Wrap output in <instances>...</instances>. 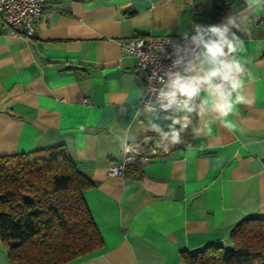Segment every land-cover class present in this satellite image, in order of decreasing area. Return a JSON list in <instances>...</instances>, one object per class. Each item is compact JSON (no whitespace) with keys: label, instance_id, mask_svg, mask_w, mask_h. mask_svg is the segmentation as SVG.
<instances>
[{"label":"crops","instance_id":"0c3cea01","mask_svg":"<svg viewBox=\"0 0 264 264\" xmlns=\"http://www.w3.org/2000/svg\"><path fill=\"white\" fill-rule=\"evenodd\" d=\"M237 12L250 20L237 33L253 73L243 88L250 103L224 119L193 114V126L208 125L203 134L190 126L183 143L162 141L149 124L167 131L176 114L140 105L137 58L121 40L181 36ZM126 134L135 137L127 145L160 152L139 178L108 172L125 157ZM58 145L94 183L84 195L104 240L66 264H186L183 250L230 247L239 221L264 217V10L245 0H49L31 38L0 13V155ZM0 264H9L1 237Z\"/></svg>","mask_w":264,"mask_h":264},{"label":"trees","instance_id":"16d2710c","mask_svg":"<svg viewBox=\"0 0 264 264\" xmlns=\"http://www.w3.org/2000/svg\"><path fill=\"white\" fill-rule=\"evenodd\" d=\"M145 163L132 162L123 174L139 178ZM93 186L62 145L0 155V237L9 264H66L101 251L104 240L84 195ZM230 241L183 250L182 259L264 264V217L239 221Z\"/></svg>","mask_w":264,"mask_h":264},{"label":"clouds","instance_id":"9594fccd","mask_svg":"<svg viewBox=\"0 0 264 264\" xmlns=\"http://www.w3.org/2000/svg\"><path fill=\"white\" fill-rule=\"evenodd\" d=\"M245 4L248 11L264 10V0H245ZM249 23L248 16L237 12L222 23H193L192 33L184 34L186 44L175 47V59L158 78L161 87L154 91L157 92L159 108L176 114L165 117L171 119L167 131L156 123L149 124V129L162 141L173 146L183 143L182 134L190 126L194 136L203 134L208 125L193 126V114L201 121L210 114L224 119L234 112L237 105L250 103L243 88L246 79H253V73L247 67L249 61L241 55L246 49L243 39L237 34L247 32ZM145 110L152 113L156 109L149 103ZM226 126L232 127L231 124ZM134 139L127 134L121 139L125 152L130 150L126 146L128 141Z\"/></svg>","mask_w":264,"mask_h":264},{"label":"built area","instance_id":"2783aa9c","mask_svg":"<svg viewBox=\"0 0 264 264\" xmlns=\"http://www.w3.org/2000/svg\"><path fill=\"white\" fill-rule=\"evenodd\" d=\"M48 1L0 0V13L6 25L12 31L20 36L31 38L36 34V25L46 9ZM192 31L193 29L188 34L190 35ZM185 44L184 35H134L121 40L122 50L137 58L135 72L142 79L143 96L140 100L142 107L145 108V105L152 103L156 109L155 111L165 112L156 104L157 92L154 91L161 87L158 78L164 75L175 59V47L184 46ZM84 102H89V99L85 98ZM126 146L130 147V150L124 151L125 157L123 161L109 167L108 172L111 176H121L126 167L132 162L138 160L149 161L160 153L158 148H154L150 152H142L130 145Z\"/></svg>","mask_w":264,"mask_h":264}]
</instances>
